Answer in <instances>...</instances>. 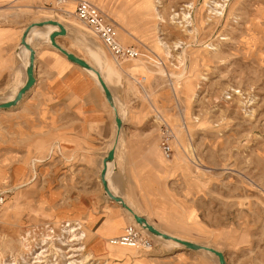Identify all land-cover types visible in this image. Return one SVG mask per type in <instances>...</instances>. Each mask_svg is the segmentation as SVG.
I'll list each match as a JSON object with an SVG mask.
<instances>
[{"label": "rangeland", "instance_id": "374dc122", "mask_svg": "<svg viewBox=\"0 0 264 264\" xmlns=\"http://www.w3.org/2000/svg\"><path fill=\"white\" fill-rule=\"evenodd\" d=\"M74 1L0 0V102L25 78L21 30L63 20L59 41L101 73L123 120L111 189L119 180L137 214L227 264H264V0H89L120 43L141 50L121 62L77 20ZM31 43L37 83L0 110V264H218L152 237L105 195L99 172L115 143L114 111L46 31ZM100 214L120 236L137 228L151 248L100 240L86 225Z\"/></svg>", "mask_w": 264, "mask_h": 264}, {"label": "water", "instance_id": "95a60500", "mask_svg": "<svg viewBox=\"0 0 264 264\" xmlns=\"http://www.w3.org/2000/svg\"><path fill=\"white\" fill-rule=\"evenodd\" d=\"M50 25L56 26L58 28L57 31H54L52 32V34H50V37H49L50 46H52L57 51H60L64 56H66L68 62H71L72 64L78 66L79 68H82L83 70L88 71L89 73H92L93 75L96 76L99 85H101L103 89L104 97L106 101L109 103V105L111 106V108L113 109L114 114H115L114 120L116 123V129H117L116 136H115L116 137L115 144L112 147V149H110L107 152L106 158H104L103 160V168L100 172L101 173L100 181H101L102 189L105 192V195L108 196L111 201L117 203L124 210H127L133 216L136 224H139L142 228H145L149 232V234H151L152 236L158 237L164 241H172L174 243L180 244L186 249L194 251V252L204 250L218 257L219 264H227L226 257H224L223 253H221L215 248L213 249L205 245H201L197 243L195 244L190 241L181 239L179 237L178 238L174 237L166 232H163L162 230L160 231L153 224H151L147 220L146 217L140 216L139 214H137L133 210L132 207H130L126 202H124V200L120 196L116 195L110 189L109 181L107 179L108 164L114 162L116 159L115 152H116V148L119 142L120 133L123 128V120L119 117V114H118V111H117V108L114 102L113 94L109 86L103 80L101 73L95 67H92L87 61L77 56L75 53L70 52L69 50L68 51L65 50L57 42L58 38L68 36V32L66 28L63 25H61L59 22L55 20L43 21V22H33V24L25 28V30L22 33L23 36L21 39V46L25 47V49L30 52L29 64L26 67V81L23 84L22 88H20V90L17 92V95L12 100L0 102V110L11 109V108L17 107L18 103L25 97V95L34 88V85L36 84L35 62H36L37 52L31 46V44L28 43V38L31 35L30 33L34 28H44Z\"/></svg>", "mask_w": 264, "mask_h": 264}, {"label": "built area", "instance_id": "2783aa9c", "mask_svg": "<svg viewBox=\"0 0 264 264\" xmlns=\"http://www.w3.org/2000/svg\"><path fill=\"white\" fill-rule=\"evenodd\" d=\"M66 2L67 0H59V3ZM74 15L82 25L86 26L90 32L98 38V40L106 47V49L110 51L117 61H132L138 59L142 55L140 49H136L133 46H125L119 42L117 32L115 31V26L112 21L92 2L88 0H78ZM162 136V150L169 158L172 155V136L170 135L167 127L162 129ZM4 203L5 197L2 196L0 197V216ZM109 243L124 247H141L143 249L151 248L150 242L145 237L141 236V233L137 228L132 226L126 228L123 235L110 239Z\"/></svg>", "mask_w": 264, "mask_h": 264}, {"label": "crops", "instance_id": "0c3cea01", "mask_svg": "<svg viewBox=\"0 0 264 264\" xmlns=\"http://www.w3.org/2000/svg\"><path fill=\"white\" fill-rule=\"evenodd\" d=\"M89 1V0H88ZM91 2V1H90ZM29 26V25H28ZM26 28V27H25ZM25 28H23L22 30H21V33H20V37H19V44H18V46L20 45V42H21V39H22V36H23V31L25 30ZM39 30H41L42 32L43 31H46V29H39ZM67 30H68V28H67ZM60 38H62V37H60ZM60 38H58L57 39V42L63 47V45L61 44V42L59 41V39ZM31 41V40H30ZM17 46V47H18ZM33 48H34V46H32ZM64 48V47H63ZM35 49V48H34ZM54 49V48H53ZM65 49V48H64ZM55 50V49H54ZM65 50H67V49H65ZM36 52H37V55H36V62H35V69H36V67H37V61H38V51L37 50H35ZM55 51H57V50H55ZM68 51V50H67ZM16 52L23 58V60H24V56L20 53V52H18V48L16 49ZM59 52V51H58ZM60 53V52H59ZM61 54V53H60ZM62 55V54H61ZM64 58H65V60L67 61V59H66V57L64 56V55H62ZM68 62V61H67ZM35 77H36V83H37V75H36V70H35ZM22 85V84H21ZM8 100V99H7ZM6 100V101H7ZM106 158V157H105ZM104 160V159H103ZM102 160V161H103ZM102 161H101V163H102ZM115 162H116V168H117V160H115ZM112 182V181H111ZM116 185L118 186V187H116ZM100 186H101V189H102V185H101V183H100ZM110 187H111V185H110ZM112 187H113V189L116 191V195H118V196H120L123 200H124V202H126L129 206H130V204L128 203V201L126 200V197H124V196H122V195H120V194H118L117 193V188H120V189H123V187H124V184L123 183H121L119 180H118V184H117V182H115L114 184H112ZM103 190V189H102ZM112 190V189H111ZM114 190H112L113 192H114ZM104 191V190H103ZM105 193V192H104ZM136 198L133 196V198L131 199L132 201H134ZM131 207V206H130ZM133 208V207H132ZM134 210V209H133ZM135 211V210H134ZM110 217V215H108L107 217H105V215L104 214H100V215H98V216H95V217H93V218H91L89 221H87L86 222V225H90V228H89V230L91 231V232H96L97 233V237L100 239V240H103V241H108V240H110V239H113V238H116V237H119L120 235H118V233L119 232H121L120 231V229H121V226L120 227H118V230H113L109 225H107V221L109 220H111V219H108ZM112 217V216H111ZM145 217V216H144ZM112 218H114V217H112ZM115 219V218H114ZM119 223H120V221H118ZM105 223H106V225H105ZM80 224V223H79ZM75 230L77 231H79L78 232V234L81 236V237H87V233H86V231L84 230V232H82L81 230V227H80V229H78V228H75ZM171 235V234H170ZM173 236V235H172ZM111 244V243H110Z\"/></svg>", "mask_w": 264, "mask_h": 264}, {"label": "bare ground", "instance_id": "6f19581e", "mask_svg": "<svg viewBox=\"0 0 264 264\" xmlns=\"http://www.w3.org/2000/svg\"><path fill=\"white\" fill-rule=\"evenodd\" d=\"M71 1V0H70ZM76 1V0H75ZM74 1V2H75ZM68 12V11H67ZM67 19H68V17H67ZM50 20H55V19H50ZM50 20H48V21H50ZM55 21H57V22H59L61 25H63L65 28H66V30H67V26L62 22V21H60V20H55ZM65 22V21H64ZM68 22H69V20H68ZM68 22H66V23H68ZM39 29H46V33H47V39H48V44L50 45V42H49V37H50V34H52V32H54V31H57L58 30V28L56 27V26H52V25H50V26H46V27H44V28H34L32 31H31V35L29 36V38H28V43L29 44H31V46H33L32 45V43H31V39L34 37V36H40L41 35V33H42V31L41 30H39ZM68 32V31H67ZM52 47V46H51ZM18 48V52H20L21 50H22V52H24V55H25V61H24V63H23V69H24V72H25V78H24V81L22 82V85L20 86V88H22V86H23V84L25 83V81H26V67L28 66V64H29V56H30V52L29 51H27L26 49H25V47H23V46H21V42H20V45L17 47ZM53 48V47H52ZM55 49V48H54ZM56 50V49H55ZM60 52V51H59ZM21 53V52H20ZM61 53V52H60ZM62 54V53H61ZM63 55V54H62ZM66 57V56H65ZM67 59V58H66ZM71 63V62H70ZM110 64H108L107 63V67L109 68V69H113L112 67H110L109 66ZM93 67V66H92ZM85 71V70H84ZM86 72H88V71H86ZM88 74L90 75V77L95 81V83H96V85H98L99 86V88H100V90L102 91V93H103V89H102V87H101V85H99V83H98V81H97V78H96V76L95 75H93L92 73H89L88 72ZM102 76V75H101ZM102 78H103V76H102ZM103 80L105 81V78H103ZM105 83H106V81H105ZM107 84V83H106ZM109 86V85H108ZM20 88L17 90V92L20 90ZM110 88V87H109ZM111 90V89H110ZM17 95V93H15L14 94V96L12 97V98H10V99H8L7 101H10V100H12L15 96ZM115 102V101H114ZM115 105H116V108H117V111H118V107H117V104H116V102H115ZM113 111V110H112ZM115 117V116H114ZM115 140H116V138H115ZM119 140H120V138H119ZM119 143V142H118ZM115 144V143H114ZM114 144H113V146H114ZM112 149V148H111ZM110 150V149H109ZM116 160V159H115ZM102 168H103V161H102ZM102 168H101V170H102ZM111 168V171H110V178H111V175H112V171L113 170H115L116 169V162L114 161V162H112V163H109L108 164V175H109V169ZM101 170H100V172H101ZM99 172V173H100ZM101 174V173H100ZM108 175H107V179L109 178L108 177ZM99 180H100V178H99ZM108 181H109V179H108ZM101 183V182H100ZM109 186H110V183H109ZM110 189H111V187H110ZM124 210V209H123ZM124 211H126V212H128L127 210H124ZM129 213V212H128ZM130 214V213H129ZM130 216H131V218H132V220H133V222H134V224H135V226L136 227H138V228H140V229H142V230H144V231H146V232H148L145 228H142L139 224H136V222H135V220H134V218H133V216L130 214ZM67 232H68V234H69V237H73L74 236V233H75V231H74V228L72 229V228H70L69 230H67ZM148 234H149V232H148ZM151 235V234H150ZM152 236V235H151ZM152 237H154V236H152ZM175 237V236H174ZM154 238H156V239H160V238H158V237H154ZM161 240V239H160ZM167 243H170V244H173V245H175V246H177V248H179V247H183L182 245H180V244H177V243H174V242H172V241H166ZM165 242V243H166ZM199 252H204V253H206V254H209L211 257H213V258H218V257H216L215 255H213V254H211V253H209V252H206V251H204V250H201V251H199ZM219 264V263H218Z\"/></svg>", "mask_w": 264, "mask_h": 264}]
</instances>
